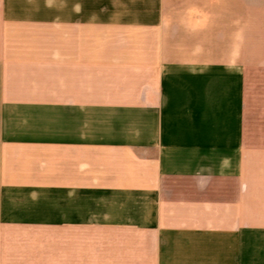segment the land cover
Instances as JSON below:
<instances>
[{"label":"crops","instance_id":"obj_1","mask_svg":"<svg viewBox=\"0 0 264 264\" xmlns=\"http://www.w3.org/2000/svg\"><path fill=\"white\" fill-rule=\"evenodd\" d=\"M88 1L0 0V264H264V0Z\"/></svg>","mask_w":264,"mask_h":264},{"label":"rangeland","instance_id":"obj_2","mask_svg":"<svg viewBox=\"0 0 264 264\" xmlns=\"http://www.w3.org/2000/svg\"><path fill=\"white\" fill-rule=\"evenodd\" d=\"M88 14H103L107 15L111 11L108 0H92L88 1ZM105 5V6H104Z\"/></svg>","mask_w":264,"mask_h":264}]
</instances>
